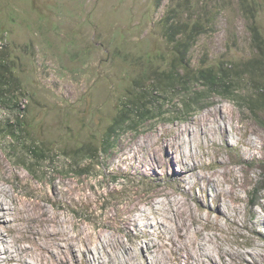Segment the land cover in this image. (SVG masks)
<instances>
[{"label": "rangeland", "instance_id": "obj_1", "mask_svg": "<svg viewBox=\"0 0 264 264\" xmlns=\"http://www.w3.org/2000/svg\"><path fill=\"white\" fill-rule=\"evenodd\" d=\"M192 24L180 60L167 31ZM0 50L19 107L0 124L19 129L18 150L34 142L56 163L32 175L25 151L10 160L0 135L3 186L24 211L36 201L54 214L15 221L7 240L44 242L47 264L61 249L67 264H129L127 251L149 264L152 242L168 264L206 253L264 264V103L252 112L247 100L264 85V0H0ZM203 66L225 69L235 102L201 85ZM142 95L152 103L145 118L105 139L122 104L133 111ZM217 209L229 216L214 220Z\"/></svg>", "mask_w": 264, "mask_h": 264}, {"label": "trees", "instance_id": "obj_2", "mask_svg": "<svg viewBox=\"0 0 264 264\" xmlns=\"http://www.w3.org/2000/svg\"><path fill=\"white\" fill-rule=\"evenodd\" d=\"M159 1L160 0H155L156 4H158ZM194 26L192 24V28L188 30V34H185V30H183L184 32L183 31H180V32L173 31L171 29H169V31L166 30L167 34H170L168 35L170 41L175 42L177 45L179 44L182 45L183 49L180 48L181 50H177V52H180V55H181L180 60H182L185 55L186 48L184 44L188 43L190 38L192 37ZM252 30L254 33L258 34V30L255 25L252 26ZM5 62H6V59L3 57H0V107L2 108L0 109V112H1L0 117L3 114L5 115L10 114L9 112L11 111H17V109L19 108L16 104L13 103V94H12V91L9 89L11 82L9 79H7L8 77H6L7 75L6 73H8L9 69ZM258 67L264 70V64L262 65L259 64ZM180 74H183L180 78L184 79L186 77L185 75L186 70L185 68H183V66L181 67V69H177L175 73V77L174 75L170 77L174 80H178V77ZM197 78H198V81L201 82V85L204 86L205 88L214 89L222 95H225V93L229 92V97L231 96V101L235 102L234 97L232 98V85H231L232 78L229 76V74L226 73L223 67H219L216 69L210 66L200 67L197 70ZM177 82L182 83L183 81L178 80ZM254 89L256 90V92L254 91L253 93L254 96L250 95L247 97V100L250 103V106H251L250 109L252 110V112L254 110L251 104H253L254 102L264 103V85L255 87ZM142 96L143 97H138V100L132 103L134 104V108H135V110L133 109V111L131 109H126V107L128 106V103L122 104L121 109L123 110L119 111L117 116H115L111 124L106 129L105 139L107 138L109 139L110 136L116 130L122 128V126L126 122L130 125V128H133L132 123L135 119L138 118L140 120V119L145 118V115H146L145 111L143 112L142 110L143 109L145 110L147 106H151L152 103L150 101L141 102L140 99L146 98L145 95H142ZM186 100L187 98L182 100L183 107L184 106L186 107L189 104L186 102ZM17 115L23 116V113L18 111ZM10 120L12 119H6L4 122V125L0 124V135L4 138L7 137L9 139L8 141L11 140V142H8L7 145L4 146L5 150L9 151V153H7V156L9 157V159L10 160L13 158L20 159V157L18 156L19 151L24 150L27 157L23 158L22 166L25 168L26 171H28L32 175L35 174L36 168L38 167L39 162H45L47 163V167H51V169H53L54 165L56 164L54 159L49 155V153H46V151L42 149L38 144L32 142V143H29L27 146H25L24 145L25 143L22 142L20 143L21 145H20L19 150L17 149L16 142H18L19 136L16 134V132H19V129L17 127H14L13 124H10L9 122ZM101 148L105 150L106 149L105 144H102ZM70 158H67L69 162H70ZM86 160L89 161L90 157L86 156ZM70 165H72V162Z\"/></svg>", "mask_w": 264, "mask_h": 264}, {"label": "bare ground", "instance_id": "obj_3", "mask_svg": "<svg viewBox=\"0 0 264 264\" xmlns=\"http://www.w3.org/2000/svg\"><path fill=\"white\" fill-rule=\"evenodd\" d=\"M201 119H203V116H201ZM207 130L210 131V127L205 128V132ZM157 154L158 152L156 151L155 156H157ZM4 167L5 166L3 165V162H1L0 160V169L2 170L3 174L6 175V168ZM14 172L16 174H20L18 169H14ZM4 180H6V178L0 180V217L7 216V218L4 221H2V219L0 218V243H2L3 245V248L0 249V264H47L44 260L46 257L44 250H49L48 245H46L44 242H38L36 248L34 250H31L30 246L15 245L14 243L17 242L18 237H16V241L7 240L3 231L17 230L19 227L14 224V222L19 219H24L27 221L29 220L31 222H34L36 220L44 221L46 219L42 218L41 216L45 215V213L54 221V214L50 215L49 212L46 210L41 211V207L36 201L31 202L33 213H30L29 211H24L25 205L20 202L16 197L12 196L7 190V188L3 186V183L1 181ZM178 186L179 188L183 187V185L181 184H179ZM235 198L238 199L239 196H235ZM171 199L172 202H174L175 204H179V201L175 197H173V195H171ZM21 205L24 207V209L23 207H21ZM216 211L217 216L214 220H218L223 215L225 217L229 216L226 210L217 209ZM253 212L254 214H257V211L253 210ZM194 219L199 220L201 219V217L195 214ZM214 224L217 225L218 222H214ZM40 228L46 232L54 231L52 228H48L45 223H42V226ZM155 246V242H152L151 244L146 243V248L148 249L147 252L151 255V260L148 263L168 264L166 254L161 251H156ZM199 246L202 247L201 244ZM12 248H14V253L11 254ZM36 249H38L39 251L36 252ZM60 251V254H56L54 258L58 259L59 264H67V258L63 257L64 249H61ZM126 254L128 255L126 259L127 263L138 264V262H136L134 254H132L130 251H127ZM204 255L205 257H200L198 259L199 264H225L224 262H218L215 256L211 253H206ZM188 264H191V262H189Z\"/></svg>", "mask_w": 264, "mask_h": 264}]
</instances>
